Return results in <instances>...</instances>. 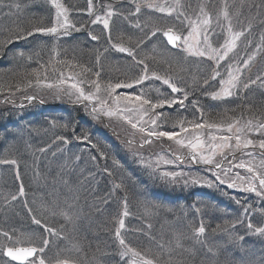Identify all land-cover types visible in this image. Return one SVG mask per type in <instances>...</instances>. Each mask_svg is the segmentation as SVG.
Masks as SVG:
<instances>
[{
	"label": "trees",
	"instance_id": "1",
	"mask_svg": "<svg viewBox=\"0 0 264 264\" xmlns=\"http://www.w3.org/2000/svg\"><path fill=\"white\" fill-rule=\"evenodd\" d=\"M17 1L4 0V4H19V8L5 6L0 9V16H9V19L10 16H16L14 23L1 29L0 42L18 28L26 29L37 23L51 26V10L46 4H41L42 0H24L28 2L30 10L45 8L44 13L33 14L28 18L20 14L23 0ZM62 1L72 15L73 24L81 29L80 32H74L67 38L55 39V44L39 34L27 40H14L0 47V160L16 161V165L0 164V230L10 233L15 230L16 233L34 236L37 241L41 236L46 238L48 234L41 226L30 220L32 216H36L41 219L42 225L54 228L61 235V238H56L55 247L50 243V250L62 254L75 249L74 256L67 254L72 263L124 264L119 260L120 245L117 244L114 233L124 209L121 201L126 199L127 209L132 212L133 217L128 225L129 231L134 235L130 246L150 258L159 254L157 244H163L166 250L172 251L174 264H264V235L247 227L248 222L254 228L264 227V206H259L249 198L250 200L240 201L241 208H236V202L230 200V194L224 188L221 192L218 188L213 191L214 194H206L186 191L180 186L168 187L165 180L162 182L150 177L147 172L136 167L135 161L130 160L132 153L142 152L143 149L135 148L136 150L130 151L129 147L114 142L112 137L94 128L83 109L74 106L73 101L63 100L58 103L54 97H50L53 102H47L46 98L41 97L40 89L44 85L56 84V81L68 73L90 83L95 78L91 74L78 75L80 66L93 67L97 52H103L104 48L109 50L101 57L103 70L100 84H115L118 80L124 81L126 77H134L137 72L131 57L125 53L118 54L109 47L102 26L91 23L93 18H86L87 0ZM111 1L115 3L114 8L123 13L122 16L112 18V43H116L120 37L123 46L132 47L138 39L144 38L140 48L135 49L138 59L154 55L153 49L157 52L163 50L171 66L153 64L146 60L149 71L155 69L160 75L167 72L178 84L177 87L189 93L184 109L177 106L161 110L160 113L167 117V128L162 130H173V124L181 117L189 122H202L201 113L196 110L192 101L203 111V120L209 123H223L225 126L230 118L252 119L254 122L264 120V84L261 81L257 80L238 95L223 100H214L205 94V89L208 92L218 90L215 80H209L208 85L192 91L195 87L193 81L200 83L207 78L212 64L206 65L184 58L181 50L166 47L157 37L146 38L144 34L148 28L145 25L150 26L159 21L153 20L149 14L131 16L129 13L134 11L131 0H102L110 2L109 4H112ZM190 1H193L192 8L202 3V0ZM211 1L210 9H214L220 0ZM238 1L240 0H237V4ZM92 2L96 5L98 0ZM80 14L83 16H79ZM249 18L241 16L239 23L246 24ZM137 20L144 29L143 32L134 27ZM234 20L236 27L237 20ZM262 29L264 25L254 21L252 32L245 37V44L254 48L257 45V34L262 33ZM89 33L100 36V40H91ZM20 52L24 53L23 57L18 55ZM257 60L259 64L248 71V81L255 79L257 75H264L263 52L257 56ZM95 70L93 67V71ZM36 73H39L41 80L39 84L36 83ZM30 96L37 98L27 99ZM158 98L180 99V96L172 97L163 92L161 95L155 94L154 99ZM19 105L23 109L28 107L29 111L26 114L17 112ZM85 136L87 139L83 138ZM94 166L95 176L92 174L95 171L91 173ZM17 171L19 179L16 178ZM88 175L94 176V180L102 175L104 182H90L85 178ZM107 181H112L114 186L120 185L119 188L115 187L117 190L114 195L109 191ZM158 181L159 186L156 183ZM21 183L24 196L18 194ZM142 193H149L151 201L145 200ZM14 194L17 199L13 201L11 196ZM54 206L57 213L63 209L72 219L69 221L62 215H54ZM246 207L249 210L245 218L249 220H239L238 212H243ZM28 209L32 211L29 212ZM196 209H200L201 215L198 212L195 214ZM255 211L260 212V220L249 215ZM175 219L178 224L173 223L166 229L163 220ZM201 221L206 228L205 234L200 237L205 241L203 245L185 239V235L192 234ZM162 230L167 234L158 236V232ZM176 234H184V237L179 235L181 248L176 247ZM74 239L77 243H74ZM209 248L212 249V254L208 253ZM127 261L129 264L130 261Z\"/></svg>",
	"mask_w": 264,
	"mask_h": 264
},
{
	"label": "snow or ice",
	"instance_id": "2",
	"mask_svg": "<svg viewBox=\"0 0 264 264\" xmlns=\"http://www.w3.org/2000/svg\"><path fill=\"white\" fill-rule=\"evenodd\" d=\"M134 5V11L129 14L134 17H138L141 12V5L132 0ZM51 4L55 7V23L52 26H45L42 24H33L26 29H17L15 32L10 33L8 38L3 42H0V47L12 43L14 40H27L29 37H35L37 34L47 35V36H60L68 35L69 29L79 31L74 24H70L68 19V8H66L60 0H51ZM5 6L12 8L13 6L19 8V4H4V0H0V9ZM145 7L152 9L155 12L163 14V17L171 18V23H164L163 18L161 22L152 23L150 26L145 25L148 31L145 32L144 36L146 38L157 37L161 39L165 46H171V49L181 50L190 55L197 57H206L209 61H214L212 65L209 76L200 83L193 81L196 88L208 85L209 80H215L218 84V90L208 92L205 89V94L209 95L214 100H223L228 97H233L238 95L242 89L249 88L250 84H255L257 80L264 84V75H257L255 79L249 81H242L241 77L244 75L245 70H250V65L252 61L255 60L258 53L264 50V34L260 35L259 44L254 46L253 51L250 54H246V57L242 58L241 63H233L234 60L238 59V54L234 55L229 59V54L233 53L238 46V41L241 37H245L246 33L250 34L253 29V22L257 21L260 25H264V0H240L239 4L236 0H221L218 7H216L215 12L208 10V5L205 3H198L195 8H192L191 4L182 3V0H164V3H146ZM247 7L249 19L246 24L239 23V17L243 15L242 9ZM101 12L93 13V3L92 0H88L87 11L89 16L94 17L91 20L93 24H102L105 30H109L110 20L113 16H122L123 13L118 9L113 8L111 5H100ZM236 18L237 25L234 28L233 19ZM259 18V19H258ZM127 19V17H125ZM134 27L140 29L142 32L144 29L137 20ZM187 29V34H184V29ZM217 29L220 31L217 32ZM226 32V37H222V33ZM159 34V35H158ZM91 40L99 41L100 36L92 35L89 33ZM212 37H217V46H213ZM223 39L220 43L219 40ZM106 40L109 43V47L114 51L119 53H126L132 58V63L137 69L136 75L131 78H127L124 81L118 80L115 84L107 83L103 86V91L105 96L102 98L98 95L101 92L100 77L103 70V65L101 64V57L104 53L108 52V48H104L103 52H97L95 58V64L93 67L96 68L93 71V67L80 66V76H87L91 74L90 83L94 88V91L85 93L84 88L80 87V83L83 81H78L71 84V89L75 90L76 101L82 103L87 101L90 106V115L96 120H100L104 117L111 118L113 116H120L121 119L126 121L133 129H136L140 134H142L141 140L138 147L143 148L145 144L152 143L151 138H156L157 140L161 138H167V140L174 141L176 144L181 146H186L191 149V159L193 161H200L207 165H214L215 169H219L220 172L227 177L228 173L231 171L230 168L224 169L220 162L214 161V157L219 151L222 155V159L226 160L227 156L223 155L224 149H231L229 154H234L237 149H248L252 147L253 149L258 148L261 150L258 155L262 157L259 161L256 160L257 153L254 152H244L243 155H247L250 159L245 162L241 160L238 164L232 165L237 168H244L249 173L246 181L245 178L239 177L236 174V179H233L230 183L226 179H221V175L213 172L214 180L205 181L207 187L212 188L219 185L227 184L229 188H238L244 192H254L258 196L264 197V139H260L258 142L253 139L248 138V135L252 132L258 133L260 136H264V120H258L254 123L252 119L245 120L241 124L239 119L230 118L227 126L225 127L223 123H209L203 120V111L196 106V102L192 101L196 110L201 113L200 120L202 122H189L183 117L176 120L173 124V130H162V125L164 120L167 119L164 113H157L155 110L164 108L166 105L171 107L174 104H179L180 107H184V101L188 99V91L183 88L177 87L176 82H174L170 75L165 72L164 75L157 73L155 69L151 72L149 71V64L145 61H151L153 64L163 63L168 64L170 62L165 57L164 52H157L153 49L155 53L152 56H141L137 58V53L135 49H139L144 43V38L138 39L132 47L123 46L122 38L118 37L116 43H112L111 31L109 30L106 35ZM251 43L250 41L248 42ZM55 53V49L52 50ZM58 55V53H56ZM19 56L23 57L24 53H18ZM157 57L160 59L157 60ZM31 59V57H28ZM225 60L229 62L223 66V72L221 71V63ZM35 73V70H33ZM61 76L63 73L60 74ZM37 79L36 83H41L39 78V73H36ZM219 77V79H217ZM147 79H155L162 81L163 84L168 85L172 93H181L182 98H158L155 101L153 99L146 97L145 93L141 91L139 94H128L121 93L115 94L116 89H130L134 85L142 84ZM46 80V77H45ZM65 81L61 80L60 83L63 84ZM31 83V81H29ZM48 88H52L53 84H46ZM58 91L59 86L57 85ZM71 95V93H66ZM27 99L32 100L35 97H27ZM111 101V104L109 103ZM121 102H123L124 107H121ZM132 106V107H130ZM136 114V122L129 118V115ZM152 113L149 116V120L144 122V116ZM161 117H164L162 120ZM160 120V124L157 121ZM148 123L150 126L145 127L143 123ZM138 124L140 126L138 127ZM187 125V126H186ZM216 129L218 131H226L229 135L211 136L208 144L210 149L208 155H204L201 151L205 147V142L199 135L195 134L196 129ZM190 133L189 137H182L181 133ZM59 139H64V137H58ZM79 138V137H78ZM87 139V137H83ZM187 140V144H186ZM233 140L235 143L233 144ZM128 147L131 148L133 142L131 139L127 141ZM136 154L135 152L133 153ZM176 159H180L177 157ZM143 162V159H141ZM165 163H171V161H165ZM0 164H12L16 165L15 160H0ZM18 168V165H17ZM154 171V170H153ZM182 174L178 173H164V178H170L171 181H175L178 176ZM16 178L19 179V172H16ZM239 179L241 182L237 183L236 180ZM192 183H200L199 180H192ZM257 182L259 187H257ZM185 185L189 183L188 180H184ZM119 188L120 185H115ZM19 196H24L23 183L20 184L18 189ZM17 195H12L11 200H16ZM236 203H240L239 200ZM248 208L244 209L245 213L248 212ZM31 212V209H28ZM197 212L200 209H196ZM53 214H59L64 216L69 221L72 219L68 212L60 209L57 213V209L53 207ZM127 211V200H124V211L122 212V217L128 216ZM32 223L41 226L42 230L46 232L49 236H55L58 239L60 233L54 228L42 225L41 219L36 216L31 217ZM243 222V221H241ZM118 227L115 230V237L120 245V250L118 252L119 260L123 261L124 264H128L125 259L127 257L131 258V264H174L173 253L171 250H166L165 245L157 244L159 249V254H154L151 258L132 248L126 243L124 238L121 236L120 229L124 228L123 218L118 219ZM151 228V225H148ZM247 227L253 230L255 233L264 235V227H253L251 222H248ZM206 232L204 223L201 221L197 227L193 229V236L196 238V242L203 245L205 241L201 240L200 237ZM0 257L10 258L5 261L4 264H12V262H18V264H70L69 259L64 258L63 255L57 251L54 256L46 257L45 250L49 249L50 241L44 236L39 237L38 241L34 236L16 233L15 230L12 233L8 231L0 230ZM177 248H181L179 241L176 244ZM209 254H212V249H207ZM166 253V255H165Z\"/></svg>",
	"mask_w": 264,
	"mask_h": 264
},
{
	"label": "rangeland",
	"instance_id": "3",
	"mask_svg": "<svg viewBox=\"0 0 264 264\" xmlns=\"http://www.w3.org/2000/svg\"><path fill=\"white\" fill-rule=\"evenodd\" d=\"M12 1L16 2L17 0H12ZM41 2H42L41 4H46L51 10V13H52L51 26H52L55 23L56 9L51 4V0H42ZM136 2L141 5V12L139 15H143V14L152 15L151 16L152 19L155 21H159V22L162 20V18H163V20H171V18L163 17V14L155 12L152 9H148L145 7L146 3H153V4L164 3V0H136ZM168 2L171 3V0H168ZM210 2H213V1L202 0V3H205L208 5V10L212 11L214 13L216 8L210 9ZM220 2H221V0L219 1L218 6H219ZM229 2L231 3L232 0H229ZM236 2H237V0H236ZM60 3L63 4V1L60 0ZM109 3L110 2H102V0H98L96 5L93 4V13H100L101 12L100 5H105V6L111 5L114 8L115 3H113L112 1H111L112 4H109ZM182 3H188V4L192 5L193 1L182 0ZM87 7H88V0H87ZM43 8L30 10L31 8L29 7L28 2L23 0L21 10H20V14L25 15V17L27 16V18H28V16H32L33 14L44 13L45 8L44 9ZM242 12H243L242 16H249L247 7L242 9ZM71 16L72 15L68 11L69 22H70V24H73V19H71ZM79 16H83V15L80 14ZM15 17L16 16H10V19H9V16H0V32H2L1 29L6 28L8 24L14 23ZM86 18L92 19L94 17L89 16V14H88L86 16ZM235 22L236 21L233 19L234 28H235ZM111 24H112V19L110 20V26H111ZM95 25L102 26V29H103V32L105 35H107V32L110 30V26H109V30H105L103 28L102 24H95ZM77 29H79V28H77ZM262 30H263L262 33L257 34L258 35V38L256 37L257 45L259 44L260 35L264 34V29H262ZM68 31H69L68 35H66V36L62 35L59 38L60 39L67 38L69 35H71L74 32H80L81 29H79V31H76V30H73L70 28ZM219 31L220 30L217 29V32H219ZM184 34L185 35L187 34L186 28L184 29ZM37 35H39V34H37ZM221 35H222V37H226V32L222 33ZM247 35L249 36L250 34L246 33L245 37H247ZM245 37H241V40L238 41L237 48L234 50L233 53L229 54V59H231L234 55L238 54V59L234 60L233 63H241L242 64V58L246 57V54H250L253 51V48H251V47L247 46V44H245L246 40H247V38H245ZM42 38H45L48 41H54V44H55V39L56 40L59 39L56 36H47V35H42ZM212 42H213L214 47L217 46V37H212ZM219 42L222 43L223 39L221 38L219 40ZM244 46H246V47H244ZM162 52H163V50H162ZM261 52H263V54H264V50H262ZM116 53L122 54V53H119L117 51H116ZM260 53H258L257 56ZM182 54L184 55V58L196 60L198 63L202 62V63H205L206 65L209 63L212 65L214 64V61H209L206 57L202 58V57L193 56V55H190V54L183 52V51H182ZM257 56H256L255 60L252 61L251 65H250V70L254 68V65L259 64V61L257 60ZM228 62H229L228 60H225L221 63V71L222 72H223V66L225 64H227ZM248 71L249 70H245L244 75L241 77L242 81H248V79L246 78L248 76ZM190 77H188L189 80L191 79ZM217 79H219V77ZM61 80L65 81V82L63 84H61L60 83ZM78 81H83L82 83H80V87L84 88L85 93L94 91L93 86L89 82H87V80H82L81 78H78L77 76H75L73 73H71V74L68 73V74L63 75V77L61 79L56 81V84L54 83L52 88H48L46 85H44V87L40 89L42 92L41 97L46 98L45 101H47V102H53V100L50 97H54L56 99L55 102H58V103H62L63 100L64 101H73L74 106L77 105L83 109V111L86 114V118L89 120V122L92 124V126L94 128H96L98 131H100L101 133L103 132V133L107 134V136L112 137L114 142L117 141L118 143L128 147L127 141L129 139H131L133 142V145L130 148V151L136 150L135 148L143 149V151L142 152L141 151H135V153H136L135 155L132 153V155L129 156L130 160L132 162L135 161L134 164L136 165V167H138L142 172H147L150 177L155 178L159 181L161 180L162 182H163V180H165L167 183L166 186H168V187L172 188V186H176V187L180 186V187H184L183 189L186 191H188V190L189 191L192 190L193 192L199 191L200 193H206V194H214L213 191L215 189H218V188H219V191L221 192L222 188H224L225 190L227 189L226 193L230 194V200H232V202H234V203L237 200L244 201V200H246V199L248 200L250 198L254 202H256L259 206H264V197L258 196L254 192H244L238 188H229V187H227V184H224V185L217 184L216 186H214L212 188L207 187V185L205 184V181L214 180L213 172L220 174L221 179H226L229 183L233 179H236V174H238L239 177L245 178V181H246L247 177L249 176V173L247 172V170L244 168L233 167L232 165L238 164L241 160L247 162L250 159V157H248L247 155L242 154L244 152L257 153L256 160L259 161L260 159H262V157L258 155V153L261 150H259L258 148L253 149L252 147H249L248 149H237V150H235L234 154H229L231 152V149H224L223 155L227 156L226 160L222 159V155L218 151L217 155L214 157V161L220 162L222 165V168H224V169H228V168L231 169V171L228 173V176L225 177L220 172L219 169L214 168V165H207V164H204L203 162H200V161H193L191 159V156H190V153H191L190 148H188L186 146L178 145L174 141L167 140V138H161V139L157 140L156 138L153 137V138H151L152 143L145 144L143 146V148H140V147H138V145H139V143L142 142V140H141L142 134H140L136 129H133L131 127V125H129L126 121L121 119L120 116H113L111 118L104 117L100 120H96L92 117V115H90V106L88 108L85 107V105H88L87 101H83L82 103H78L76 101L75 90L71 89L70 86L72 83H75ZM57 85L59 86V89H60L59 91L57 89ZM104 85L101 84V92L98 93V95L102 98L105 96V93L103 91ZM141 91H143L145 93L146 97L153 99V101L156 100V99H154L155 94L161 95V93H163V92L170 94L172 97H179L180 96V98H181L180 93H172L171 89L169 88L168 85H165L162 83V81L155 80V79H147L142 84L134 85L130 89H123V88L116 89L115 94H121V93L139 94ZM69 92L71 93V95L66 94ZM36 98L37 97H35V99ZM109 103L111 104V101H109ZM184 105H186V101H185ZM177 106H179L180 109H184V107H180L179 104H174L171 107L176 108ZM20 107L21 106L19 105L16 108L17 112H24L25 113L26 111H29L27 106H25V107H27L25 109L20 108ZM121 107L122 108L124 107L123 102H121ZM130 107H132V106H130ZM165 107H169V106L166 105ZM162 109H164V108H162ZM162 109L158 108L155 111L157 113H160ZM34 111L38 112V110H36L35 108H34ZM50 114H54V113H50ZM150 115H153V114L149 113V115L144 116V122H147L149 120ZM129 118L132 119L134 122H136V114L135 113L130 114ZM161 119L163 120L164 118L161 117ZM245 120H248V119H241L240 120L241 124H243ZM165 123H166V120H164V123L162 125V129L167 128ZM157 124H160V120L157 121ZM139 126H140V124H138V127ZM143 126L149 127L150 125L148 123H143ZM226 126L227 125H225V127ZM192 131L193 130L190 129L189 133H181V136L182 137H189V135H190V133H192ZM195 134L199 135L201 137V139H203L205 142V147H204V149L201 150L204 155L209 154L210 149L208 148V144H209L211 136L229 135V133H227L226 131H218L216 129H209V128L196 129ZM248 138L253 139L254 141L258 142L260 139H264V136H260L258 133L252 132L248 135ZM232 143L234 144L235 141L233 140ZM186 144H187V140H186ZM177 157H179L180 159H176ZM141 159H143V162H141ZM165 161H171V163H165ZM92 172H94V173H92ZM173 172L178 173V174H182V175L178 176L175 181H171L170 178H164L163 177L164 173H173ZM91 173L94 174V176L96 175L95 174L96 173V166H94V168L91 169ZM94 176L88 175L85 178L87 180H89L90 182H92V180H93V182L97 181V183H103L104 182V179H102L103 178L102 175L97 176L95 180L93 178ZM184 180H188L189 183L187 185H185ZM192 180H199L200 183H198V184L192 183L191 182ZM159 181L156 182L158 186H159ZM236 182L240 183L241 181L239 179H237ZM107 185L109 187V191H111L112 195H114L116 190H117L114 186V183L112 181H107ZM95 186H98V185H95ZM257 187H259L258 182H257ZM142 194H143V198L145 200H147L148 202L151 201L149 193H142ZM224 198H226L225 195H224ZM121 202H122V206H124V202L123 201H121ZM235 204H236V208H241L240 203H235ZM123 211H124V209L121 211V217L120 218H123V220H124V228L120 229V232H121V236L124 238L126 243L130 245L133 242V241H131L132 236H134L129 231V226H128L129 221L133 218L132 212L129 209H127L129 215L126 217H122ZM195 212H196L195 214H197V211H195ZM243 213H244V215H243ZM245 214H247V213H245L244 211L238 212L239 220L248 221L249 218H245ZM259 214H260V212H258V211H255L253 213H249V215L251 217L256 216L260 220L261 214H260V216H257ZM198 215H201V211L198 212ZM31 222H32V220H31ZM163 223H164L165 228L168 229V227H171L174 224H178V220L177 219H175L174 221L163 220ZM165 234H167V233L163 230L158 232V236H162ZM179 235L181 237H184V234H176L177 240L181 241V238ZM146 236H148V235H146ZM60 237H61V235H60ZM46 238H48L49 241L51 240V242H50L51 245L55 247V240L57 237L48 235ZM185 239H187L190 242L196 243V238L193 236V233L192 234L191 233L186 234ZM140 240L141 239H139V242H140ZM151 240H152V243L154 244L155 243L154 240L152 238H151ZM74 243H77L76 239H74ZM147 243L149 244V242H147ZM117 244H119L118 240H117ZM75 253H76L75 249L72 248V249H69L65 252H62V255L64 258L69 259L70 256H74ZM67 254H70V256H67ZM54 255H55V252L52 251V249L51 250L50 249L45 250V256L46 257H52ZM128 258L129 259H127V260H129L130 261L129 264H131V258L130 257H128ZM3 259H5V258L0 257V264H4L5 261ZM69 261H70V259H69ZM70 262H72V261H70Z\"/></svg>",
	"mask_w": 264,
	"mask_h": 264
},
{
	"label": "water",
	"instance_id": "4",
	"mask_svg": "<svg viewBox=\"0 0 264 264\" xmlns=\"http://www.w3.org/2000/svg\"><path fill=\"white\" fill-rule=\"evenodd\" d=\"M169 48H171V46H169ZM172 50L179 51V50H176V49H172ZM4 258L7 259V260L10 259V258H7V257H4ZM12 263H14V264H18V262H12ZM70 264H74V263L70 262Z\"/></svg>",
	"mask_w": 264,
	"mask_h": 264
}]
</instances>
